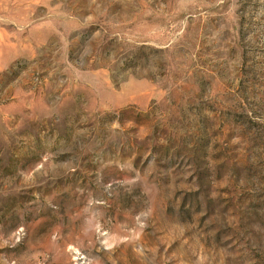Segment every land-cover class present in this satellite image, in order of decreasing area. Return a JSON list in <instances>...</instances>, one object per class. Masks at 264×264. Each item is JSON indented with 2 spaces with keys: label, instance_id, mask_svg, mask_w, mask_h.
<instances>
[{
  "label": "rangeland",
  "instance_id": "rangeland-1",
  "mask_svg": "<svg viewBox=\"0 0 264 264\" xmlns=\"http://www.w3.org/2000/svg\"><path fill=\"white\" fill-rule=\"evenodd\" d=\"M0 264H264V0H0Z\"/></svg>",
  "mask_w": 264,
  "mask_h": 264
}]
</instances>
